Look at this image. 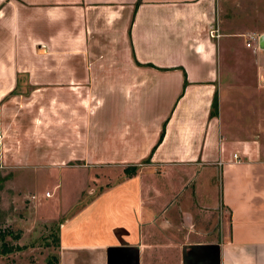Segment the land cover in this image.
I'll list each match as a JSON object with an SVG mask.
<instances>
[{
    "label": "crops",
    "instance_id": "0c3cea01",
    "mask_svg": "<svg viewBox=\"0 0 264 264\" xmlns=\"http://www.w3.org/2000/svg\"><path fill=\"white\" fill-rule=\"evenodd\" d=\"M135 1L0 0L5 157L102 170L55 264H264L260 10Z\"/></svg>",
    "mask_w": 264,
    "mask_h": 264
},
{
    "label": "rangeland",
    "instance_id": "374dc122",
    "mask_svg": "<svg viewBox=\"0 0 264 264\" xmlns=\"http://www.w3.org/2000/svg\"><path fill=\"white\" fill-rule=\"evenodd\" d=\"M254 2L261 14V20L255 19L254 25L264 29V0ZM19 90L25 88L18 87L16 91ZM8 147L7 141H0L3 160H0V232L5 234L3 242L13 250L0 255V264H46L48 260L55 264L59 255L54 241L58 236V223L88 201L90 178L94 173L100 177L102 170L57 167L48 163L26 166L19 160L21 157H16L17 151L12 158H6L12 152L6 150ZM78 163L66 162V166ZM103 170L111 171L110 168ZM116 175L114 172L110 176ZM96 190L97 187L94 193Z\"/></svg>",
    "mask_w": 264,
    "mask_h": 264
},
{
    "label": "trees",
    "instance_id": "16d2710c",
    "mask_svg": "<svg viewBox=\"0 0 264 264\" xmlns=\"http://www.w3.org/2000/svg\"><path fill=\"white\" fill-rule=\"evenodd\" d=\"M138 2H139V0H136L135 5ZM216 108H217V100H216V94H214L212 97V100H211V104H210V111H209L210 116H214L216 114ZM161 137H162V130L159 133L158 141L161 139ZM136 169H137V166H135V165L127 166V167L123 168V172L125 175L130 176V175H133L135 173ZM4 236H5V234L3 232H0V255L6 254V253L13 250L11 246H7L3 242ZM15 237H17V236H15ZM54 241H55V245H57V242H58L57 236L55 237ZM14 249L18 250V249H20V247H15ZM55 260H56V258H55ZM46 264H54V263H52L48 260L46 262Z\"/></svg>",
    "mask_w": 264,
    "mask_h": 264
},
{
    "label": "built area",
    "instance_id": "2783aa9c",
    "mask_svg": "<svg viewBox=\"0 0 264 264\" xmlns=\"http://www.w3.org/2000/svg\"><path fill=\"white\" fill-rule=\"evenodd\" d=\"M209 33H210V35H216L215 32H214V30H210ZM249 38H252V36H249ZM245 45L246 46H249L250 45V42L249 41H246ZM45 195H48V193H46Z\"/></svg>",
    "mask_w": 264,
    "mask_h": 264
}]
</instances>
